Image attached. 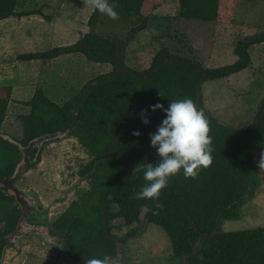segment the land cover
<instances>
[{"label":"trees","instance_id":"16d2710c","mask_svg":"<svg viewBox=\"0 0 264 264\" xmlns=\"http://www.w3.org/2000/svg\"><path fill=\"white\" fill-rule=\"evenodd\" d=\"M175 1L181 19L224 26L232 23L239 2L109 0L116 5L119 17L127 22L135 19L133 23L139 24L131 29V35L148 29L152 9ZM19 9L21 0H0V21L41 14L40 10L18 12ZM100 15L94 11L88 22L90 33L74 45L48 54L18 56L20 61L32 62L80 54L91 63L112 67L110 73L88 82L63 106L49 100L42 89L22 103L27 109L18 117L22 138L14 140L27 148L42 136L70 130L68 138L75 140L90 159L77 172L86 181L87 189L77 192L66 211L47 224L51 235L58 237L64 251L76 260L85 263L108 256L110 264H116L120 245L124 246L135 235L131 229L144 221L159 227L167 236L172 264H264V227L223 233L219 229L221 223L238 219L240 205L260 186L254 153L264 145V102L255 122L236 130L221 124L207 111L201 93L204 82L229 79L250 68L249 49L264 44V33L240 40L234 48L238 59L229 66L210 69L198 58L182 57L165 48L154 56L146 71L139 73L125 65L127 42L116 45L95 31ZM12 92L11 86L0 87V126L8 116ZM184 99H191L210 123L213 164L196 180L185 179L183 172L173 178L161 192L157 202L163 206L160 210L151 201L134 198L145 182L143 174H133V170L155 162L149 137L165 116L161 111H149L150 124L145 126L139 114L156 104L166 109L169 103ZM134 132L140 136H134ZM33 149L36 148L30 147L28 152L31 159L36 152ZM21 159L19 151L0 143V181L12 177ZM19 215L14 199L0 192V241L15 229ZM116 221L130 229L123 238L113 234Z\"/></svg>","mask_w":264,"mask_h":264},{"label":"rangeland","instance_id":"374dc122","mask_svg":"<svg viewBox=\"0 0 264 264\" xmlns=\"http://www.w3.org/2000/svg\"><path fill=\"white\" fill-rule=\"evenodd\" d=\"M21 6L18 12L40 10L41 14L0 21V87L11 86L13 91L0 132L17 140L22 138L18 117L27 112L22 103L30 101L38 89L53 103L63 106L88 82L112 71L110 65L91 63L80 54L51 61H20V55L48 54L76 44L90 33L88 22L94 13L87 0H21ZM149 20L147 30L131 35V29L139 25L133 23L135 19L127 22L120 17L112 21L101 14L95 31L127 42L125 65L139 73L146 71L154 56L165 48L182 57L198 58L207 68L217 69L237 61L234 48L240 40L264 33V0H239L228 26L181 19L178 1L164 2L152 9ZM249 54L250 68L229 79L207 81L201 86L207 111L221 124L236 130L253 124L264 102V44L250 47ZM40 156L41 163L16 186L28 195V206L45 211L42 214L52 223L77 198V192L87 189L86 181L77 172L90 159L70 138L44 145ZM262 157L264 145L254 153L260 186L242 202L237 220L220 224L221 233L264 227V168L259 167ZM114 225L117 229L113 234L119 238L130 232L122 221ZM131 230L136 234L121 246L116 264L174 263L170 242L159 227L142 221ZM58 257L55 248L30 235L22 241L19 251L9 246L1 264H55Z\"/></svg>","mask_w":264,"mask_h":264},{"label":"clouds","instance_id":"9594fccd","mask_svg":"<svg viewBox=\"0 0 264 264\" xmlns=\"http://www.w3.org/2000/svg\"><path fill=\"white\" fill-rule=\"evenodd\" d=\"M88 6L94 11L106 16L112 21L119 20L115 10L116 5L109 0H87ZM161 99H164L159 92ZM161 111L165 119L154 134H151L150 147L155 151V162L133 170V174L142 173L145 186L136 193V200H148L155 204L157 209L163 206L157 203L161 192L169 186V182L183 172L185 179L196 180L201 171L213 164V138L211 127L203 111H198L191 99L169 103L165 109L162 104H156L150 109L142 110L139 118L143 125L148 126V113ZM139 137V132H134ZM264 168V157L259 164ZM111 258L89 259L85 264H110Z\"/></svg>","mask_w":264,"mask_h":264},{"label":"water","instance_id":"95a60500","mask_svg":"<svg viewBox=\"0 0 264 264\" xmlns=\"http://www.w3.org/2000/svg\"><path fill=\"white\" fill-rule=\"evenodd\" d=\"M100 36L104 39H111L112 42L115 43L116 45L123 46V44H120V42L122 43L124 42L121 39L112 38V36L110 35H100ZM126 52L127 51L125 48L124 55L126 54ZM69 131L70 130H67L64 133L58 132L56 134L42 136L30 142L27 148L23 147L18 141L14 140L9 135L0 132V143H5L6 145H9L10 147L19 151L22 154V159L16 165L12 177L7 178L3 181H0V192L8 197L13 198L15 201V204L17 203V205L20 206V209L22 210V216H21L19 225L17 226V229L6 237V240L8 241L9 245L13 244L14 249L19 251L21 249L22 241L26 237L33 235L36 238H38L43 244L47 246H51L57 250L59 257L55 264H85L79 260L74 259L72 256H70L64 251L62 245L59 243L58 237L51 235V229L46 223L45 225H43L42 228H37V229H34V227H31V226H28L27 211L28 209L31 208L30 206H28L29 204H27L28 195L23 193L16 186V184L20 181V179L28 171L32 170L35 166L41 163L40 155L43 151V146L48 143H52L55 141L68 138ZM32 146L33 148L37 149V153L34 159H31L30 155L28 154L29 149ZM32 165L34 166L33 168L31 167ZM42 213L44 212L42 211ZM9 245L6 246L2 251V254L0 256V264L5 258V253Z\"/></svg>","mask_w":264,"mask_h":264},{"label":"flooded vegetation","instance_id":"af4514ba","mask_svg":"<svg viewBox=\"0 0 264 264\" xmlns=\"http://www.w3.org/2000/svg\"><path fill=\"white\" fill-rule=\"evenodd\" d=\"M33 150H36V152H37V149H33ZM36 152H35V155H36ZM35 155H34V157H35ZM14 205L17 206V208L19 209V211H20V215L19 216L20 217L18 219V222L16 224L15 229L12 232H14L17 229V226L19 225V222H20V219H21V216H22V210L20 209V206H18L17 203L15 204V201H14ZM43 212H45V211H43ZM58 216H60V215H58ZM45 223L46 224H49L50 222L48 221V219L45 218L44 214H42L41 211H39L38 209H34V208L28 209V211H27V224H28V226L35 227V228H37V227L38 228H42L43 225H45ZM135 234H136V232H135ZM6 237H5V239H2L0 241V251H1V253H2L3 249L6 246L9 245L8 244V241L6 240ZM9 246H12L13 247L14 245L13 244H10ZM120 246H122V248H123V245H120ZM121 253H120V255H121Z\"/></svg>","mask_w":264,"mask_h":264}]
</instances>
